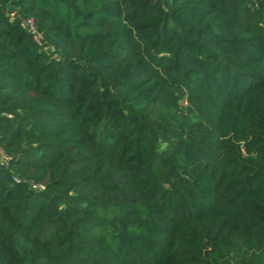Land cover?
<instances>
[{"label":"trees","instance_id":"obj_1","mask_svg":"<svg viewBox=\"0 0 264 264\" xmlns=\"http://www.w3.org/2000/svg\"><path fill=\"white\" fill-rule=\"evenodd\" d=\"M0 147V264H264V0H0Z\"/></svg>","mask_w":264,"mask_h":264},{"label":"built area","instance_id":"obj_2","mask_svg":"<svg viewBox=\"0 0 264 264\" xmlns=\"http://www.w3.org/2000/svg\"><path fill=\"white\" fill-rule=\"evenodd\" d=\"M23 27L27 28L29 32H33L35 27H34V23L32 20H28L23 24ZM35 41L41 45V40L35 36ZM9 157H7V155L4 153V151L2 150V148L0 147V161L5 162L8 161ZM34 188H37V186H33Z\"/></svg>","mask_w":264,"mask_h":264}]
</instances>
